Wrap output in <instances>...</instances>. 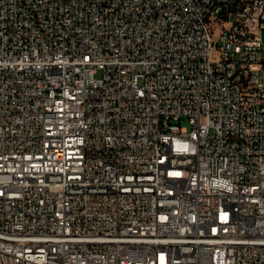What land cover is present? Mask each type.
<instances>
[{
    "label": "built area",
    "instance_id": "built-area-1",
    "mask_svg": "<svg viewBox=\"0 0 264 264\" xmlns=\"http://www.w3.org/2000/svg\"><path fill=\"white\" fill-rule=\"evenodd\" d=\"M0 264H264V0H0Z\"/></svg>",
    "mask_w": 264,
    "mask_h": 264
},
{
    "label": "rangeland",
    "instance_id": "rangeland-1",
    "mask_svg": "<svg viewBox=\"0 0 264 264\" xmlns=\"http://www.w3.org/2000/svg\"><path fill=\"white\" fill-rule=\"evenodd\" d=\"M182 126H185V127L189 128V125H188L187 121H183L182 122Z\"/></svg>",
    "mask_w": 264,
    "mask_h": 264
}]
</instances>
